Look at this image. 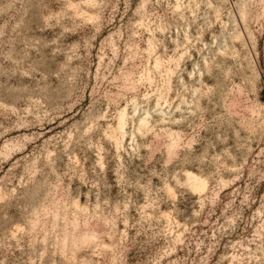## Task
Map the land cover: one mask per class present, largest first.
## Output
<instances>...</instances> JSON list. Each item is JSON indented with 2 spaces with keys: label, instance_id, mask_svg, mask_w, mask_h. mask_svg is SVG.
<instances>
[{
  "label": "rangeland",
  "instance_id": "rangeland-1",
  "mask_svg": "<svg viewBox=\"0 0 264 264\" xmlns=\"http://www.w3.org/2000/svg\"><path fill=\"white\" fill-rule=\"evenodd\" d=\"M0 264H264V0H0Z\"/></svg>",
  "mask_w": 264,
  "mask_h": 264
},
{
  "label": "bare ground",
  "instance_id": "bare-ground-1",
  "mask_svg": "<svg viewBox=\"0 0 264 264\" xmlns=\"http://www.w3.org/2000/svg\"><path fill=\"white\" fill-rule=\"evenodd\" d=\"M122 116V115H121ZM123 119V118H122ZM121 122V121H120ZM190 175H192V174H190Z\"/></svg>",
  "mask_w": 264,
  "mask_h": 264
}]
</instances>
